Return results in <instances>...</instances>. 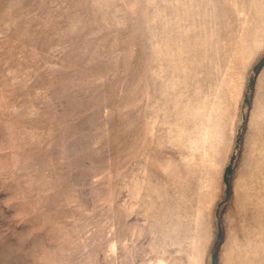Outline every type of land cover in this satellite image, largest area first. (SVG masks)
Here are the masks:
<instances>
[{
  "label": "rangeland",
  "instance_id": "obj_1",
  "mask_svg": "<svg viewBox=\"0 0 264 264\" xmlns=\"http://www.w3.org/2000/svg\"><path fill=\"white\" fill-rule=\"evenodd\" d=\"M0 264H264V0H0Z\"/></svg>",
  "mask_w": 264,
  "mask_h": 264
}]
</instances>
